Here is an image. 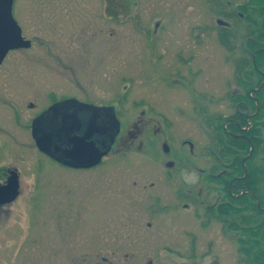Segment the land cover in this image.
Listing matches in <instances>:
<instances>
[{
  "label": "rangeland",
  "instance_id": "374dc122",
  "mask_svg": "<svg viewBox=\"0 0 264 264\" xmlns=\"http://www.w3.org/2000/svg\"><path fill=\"white\" fill-rule=\"evenodd\" d=\"M55 1L60 3L63 20L102 21L112 26L111 32L115 27L113 19L103 15L104 7L113 0H15L17 16L29 20L48 8L41 17L49 18ZM119 1L118 47L113 42H98L89 53L102 62V56L116 50L119 70L113 72L111 57L102 62L101 69L75 71L70 85L78 95H83L82 84L90 94L109 99L115 81L119 82L122 130L144 132L105 165L72 169L38 154L28 129L16 127L21 140L12 144L13 139L0 127V149L5 147L0 150V166L15 164L26 182L34 178L36 166L39 172L37 182L22 184L14 201L0 206V264H246L240 242L245 235L234 229L231 240L227 239L219 225L202 226L193 208H175L169 218L164 215L165 226L154 223L149 227L147 222H154L152 201L150 191L142 186L151 181L161 184L169 157L161 146L159 158L154 160L147 150L139 149V143L152 135L153 128L167 129L180 136V141L196 144L202 174L216 163L209 153L216 131L204 120L209 115L227 117L245 110L233 97L243 88L248 94L246 87L251 85L244 75L252 71V56L244 50L246 13L239 9L250 0ZM226 28L233 32L231 48L220 37ZM14 59L15 66L11 59L0 66V99L35 100L43 107L54 86L62 93L70 91L64 88L69 84L66 78L46 69L48 66L37 70L29 58H24L26 63H20V57ZM243 59L248 63L243 64ZM255 76L250 78L252 83L258 80ZM1 109L2 105L0 123L7 125L8 113ZM168 143L172 147L180 142L171 138ZM11 151H19L25 159ZM263 155L257 156L258 163ZM187 177L195 178L193 174ZM180 222L185 224L184 244L179 249L163 248L170 232L175 237L181 233Z\"/></svg>",
  "mask_w": 264,
  "mask_h": 264
},
{
  "label": "flooded vegetation",
  "instance_id": "af4514ba",
  "mask_svg": "<svg viewBox=\"0 0 264 264\" xmlns=\"http://www.w3.org/2000/svg\"><path fill=\"white\" fill-rule=\"evenodd\" d=\"M40 5L46 4L40 3ZM53 5L52 9H50L51 17H41L43 13V15H47V12L44 11L48 10V8H43L38 12V15L40 16L32 19L29 18L28 20L27 17L17 16L18 5H16L14 0L12 12L18 28L3 25V22L0 19V40H11L13 37H17L19 33L20 41L17 46L11 47L7 50L3 60L0 61V66L8 63L10 59L11 63H14L13 66H15L17 62L16 59H14L15 56L20 57V63H26L24 58H29L28 61L34 63L35 69L39 70L44 68L42 66H48L46 69H50L54 73H59L60 77L64 79L66 78V81L69 84L65 85V89H70L72 87L70 83H72L75 71H88L89 68H91V70H95V68L101 69L103 65L102 62L105 63L106 59L111 61V57L114 59L112 69L113 72L116 73L120 68V55L116 50L112 55L102 56L105 57L102 62L94 56L91 57L89 53L98 42L109 41L113 42L115 48L118 47L117 37L119 35L118 32L121 24L119 17L121 2L119 0H113L112 4L108 2L104 7L103 15L109 17V19L112 18L115 22V27H117H114L112 32L109 31L112 26L102 21L95 20L97 22L92 24L86 19H81V23H75L77 19L74 23L69 21V18L68 20H63L60 13V3L55 1ZM24 10L25 7L23 8V11ZM105 24L107 27H105ZM106 31L109 32L107 35L108 37L104 36ZM90 58H94V60H91ZM255 68L258 75L262 76L260 87L252 88L257 90L261 89V86L264 85V68L258 67L256 63ZM244 75L246 79L249 78L250 80V78L256 77L255 75L257 74H254L253 72L250 73V70H248ZM118 83L119 82L116 83L115 81L113 91L109 92V95H112L113 98L109 99L96 97L93 94H90L87 87H83L82 84L83 95L74 93L72 88L70 91H64V93H62L56 86H54L51 91L48 92L43 107L42 104L40 105V103L35 100H29L23 103L15 98H2L0 99V106L2 105V111L8 113V124L4 125L0 123V127L5 131L7 136L13 139L11 140L12 144L14 143V140H16V144L21 140V134L16 130V127L19 126L28 129L35 145L36 152L38 151V154L43 153L64 167L72 169H91L98 167L99 165H105L107 159L113 156L119 157L124 148L128 146L131 147L140 134L144 132L139 129L127 130L125 133L123 132L120 111L121 92ZM60 90H62V88H60ZM253 92L251 97L254 98L256 105L259 104L258 113L260 112L261 106H263V113L256 121H252V118L258 114H255L257 108L255 111H251L245 98L238 100V107L240 105H245L244 111L246 112L247 125L244 126L243 129L251 130L253 127H257L264 137V90L260 93L261 100L253 95ZM244 95L245 89L243 88L242 92L235 96L243 97ZM75 106L77 107L76 109L74 108ZM74 112L78 113V117L82 116L85 121H89L90 117H92L98 121L115 119L114 122L116 120L120 122V130L113 138L108 153L94 166L74 167L67 164V162L62 159L65 155L64 151L71 147V142L67 137L72 128L71 118H73V114H75ZM243 112L240 110L241 114H243ZM152 117L153 116H151V121H153ZM164 119L165 116L163 117V120ZM45 134L47 136L49 134L53 142L51 144L52 150L50 153L42 145V138ZM104 137L105 135L99 137V142H101V138L103 140ZM111 138L112 137L110 136L107 138L108 142ZM171 138L173 140L175 138L177 144L180 142L179 146L174 145L171 147L168 143ZM249 143L251 145L252 142L249 140ZM165 144L169 146L168 152L165 151ZM5 146L9 147L10 145L5 144ZM161 146L164 153L169 157L164 163L166 166L163 170V174L165 175L163 179L164 183L162 181L161 184H157V182L151 181L150 184H144L142 186L144 191H150L148 196L152 201L150 204V211L154 222L148 221L147 224L149 227L153 226L154 223L159 224L160 227L162 225L165 226L166 222H163L164 215H169V218L172 216L170 215L172 213H170V211L175 208L178 210L193 208L195 217L200 220L202 226L219 225L220 232L223 233L227 239L229 238L231 240L234 229L236 231L247 233L249 222L248 213L250 207L254 208V205L249 204L248 197H245L241 203L236 200L241 194L234 192L233 184L235 178L230 180V185L227 188L225 184L226 179L216 177L218 174L217 170L220 169L217 167L216 163L210 167V170L207 171L206 174H202L198 162L200 156L197 154L196 144L188 139H182L180 141V136L171 134L167 129L155 127L152 129V135L147 136V139L141 140L139 143V149L144 148L147 150L154 160L159 158L158 148ZM18 148H20V144L18 145ZM4 149L5 147L2 146L0 149L1 152H3ZM11 152H13L18 159H25V155H19V151ZM262 152H264V146L260 147L256 154V158L257 156L259 157V154ZM116 164L117 162H113V166H116ZM259 165L261 167L264 166V155L262 156ZM243 166V175H245V171H247L245 176L242 175V177L245 178L244 183L246 185L252 184L257 188L258 192L245 187L242 189V193L247 192L253 195L256 205L264 210V206L261 204V199L258 195V193L264 194V175L259 174L256 178L252 177L251 179H248L249 172L246 167V162ZM222 167L223 168L220 170L221 172H228L227 163H224ZM108 169L109 168H107V170ZM159 172L155 174L157 175ZM16 174L18 177L17 180L20 186V192L22 184H34L39 179L37 166L34 171V178L31 182H26L22 177L19 167L12 163L10 165L6 164L0 166V184L4 185L8 183L10 177ZM191 174L195 176L193 179L195 181L194 183L186 182L187 175ZM208 175L210 177H208ZM162 188H165L167 193H161L163 192ZM226 189H228L229 192H226ZM3 205L5 204H0V206ZM165 218L167 219V217ZM178 226V229L181 228V233L177 232V237H175L173 232H170L167 238L169 241H167L165 246H162L163 248L179 249L180 246L184 244L185 224L180 222ZM175 239H177V241H175Z\"/></svg>",
  "mask_w": 264,
  "mask_h": 264
},
{
  "label": "trees",
  "instance_id": "16d2710c",
  "mask_svg": "<svg viewBox=\"0 0 264 264\" xmlns=\"http://www.w3.org/2000/svg\"><path fill=\"white\" fill-rule=\"evenodd\" d=\"M240 11L246 13L245 20L247 22V33L244 50L251 55L250 65L252 71L250 73L257 74L254 63V55L256 59V64L260 68H264V0H250L249 3L245 5H239ZM235 13V11H233ZM234 15V14H233ZM232 31L228 28L222 29L220 31V37L222 42L231 48V41H229ZM243 64L248 63V60L242 61ZM247 86L248 94L243 97H233L234 101L246 99L247 105L252 110H256V104L254 98L249 94V90L252 86L258 88L262 83V76L258 75V80H255V83ZM264 90V85L261 86V89L255 90L253 93L256 94V97L261 100L260 93ZM245 107V105H243ZM263 113V106H261L260 112L252 118V121H256L261 117ZM206 123L211 125L212 128L216 131L214 137L213 148L210 149V155L214 157L216 165L218 168L216 175L217 178L226 179V187H229L230 180L235 178L234 181V192L241 194L236 200L242 202L245 197L249 198V204L254 205V208L250 207L248 214V231L243 233L245 238H240L241 251L247 256L246 264H264V210L258 207L255 203L253 195L250 193H242V189L245 187L253 189L255 192H258L252 184L246 185L244 183L245 178L242 177L244 173V166L242 164V153L248 154L250 151V142L254 144V152L246 160V167L248 168V179L252 177L256 178L259 174L264 175V166H260L256 161V154L261 146H264V137L261 131L257 127H253L251 130H244L243 127L247 125L246 114H241L236 112L232 116L223 117L221 115H209L204 120ZM257 126V124H256ZM243 134V135H240ZM246 136V137H245ZM227 163L228 172H221L223 164ZM216 172L215 170H213ZM208 177H210L208 175ZM226 192H229L226 189ZM261 199V204L264 206V194H259ZM235 226V225H234Z\"/></svg>",
  "mask_w": 264,
  "mask_h": 264
},
{
  "label": "water",
  "instance_id": "95a60500",
  "mask_svg": "<svg viewBox=\"0 0 264 264\" xmlns=\"http://www.w3.org/2000/svg\"><path fill=\"white\" fill-rule=\"evenodd\" d=\"M14 0H0V19L3 25H9L11 27H17L18 25L13 16ZM20 41L18 33L17 37H13L11 40H0V61L3 60L7 50L11 47L17 46ZM254 61L256 59L254 56ZM77 108L76 106L74 107ZM87 108V107H86ZM259 107L255 114L258 113ZM72 119V128L68 133V139L71 142V147L67 148L63 160L74 167H91L98 164L104 155H106L110 149L113 138L120 130V122L113 120L98 121L95 118L90 117L89 121H85L82 116H77V112H74ZM81 117V118H80ZM83 118V120H82ZM115 124V125H114ZM114 126V127H113ZM104 139L99 142L98 138L104 136ZM112 137L108 142V137ZM52 140L50 135L45 134L42 138V145L50 153L52 148ZM105 143V144H104ZM165 151H169V146L165 144ZM254 145L251 143L250 153L243 158V165L249 156L252 155ZM61 159V160H62ZM247 171H245V175ZM244 175V176H245ZM17 174L10 177L8 183L0 184V204L12 203L19 195V183L17 180Z\"/></svg>",
  "mask_w": 264,
  "mask_h": 264
},
{
  "label": "clouds",
  "instance_id": "9594fccd",
  "mask_svg": "<svg viewBox=\"0 0 264 264\" xmlns=\"http://www.w3.org/2000/svg\"><path fill=\"white\" fill-rule=\"evenodd\" d=\"M186 182H188V183H194L195 181H194V180H190V179H188V178L186 177Z\"/></svg>",
  "mask_w": 264,
  "mask_h": 264
}]
</instances>
